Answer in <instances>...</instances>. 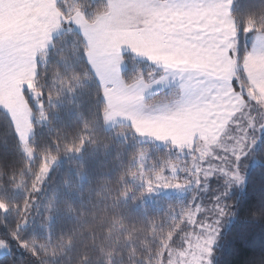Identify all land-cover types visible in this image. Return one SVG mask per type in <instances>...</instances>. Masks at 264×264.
Returning <instances> with one entry per match:
<instances>
[{"label": "trees", "instance_id": "1", "mask_svg": "<svg viewBox=\"0 0 264 264\" xmlns=\"http://www.w3.org/2000/svg\"><path fill=\"white\" fill-rule=\"evenodd\" d=\"M56 6L64 18L61 33L37 54L32 78L39 103L29 87L22 88L33 113L27 141L33 158L26 155L10 115L0 106V240L8 249L0 264H163L168 249L187 243L189 212L199 203L212 207L216 200L227 204L228 214L217 222L212 264H264V128L252 145L244 146L242 187L232 186L222 197L216 190L229 187V182L216 178L222 184L217 189L195 186L181 197L150 193L145 172L189 164L191 156L185 153L192 148L143 141L131 123L105 126L102 86L88 62L82 33L68 19L81 11L93 22L108 10V1L59 0ZM230 13L236 29L234 87L251 93L242 62L256 33L264 30V0H232ZM122 55L125 82L159 75L158 67L130 51ZM251 95L229 122L232 132L242 129L246 114L262 115L264 101ZM176 97L170 87L146 101L174 103ZM142 151L149 152L143 170V163L136 161ZM49 157L57 162L39 183ZM173 179L183 180L181 175ZM209 221L215 224L216 219Z\"/></svg>", "mask_w": 264, "mask_h": 264}, {"label": "rangeland", "instance_id": "2", "mask_svg": "<svg viewBox=\"0 0 264 264\" xmlns=\"http://www.w3.org/2000/svg\"><path fill=\"white\" fill-rule=\"evenodd\" d=\"M177 1L117 0L114 2L112 0L111 3L109 2V12L98 15L93 23H88L81 11L73 13L70 22L75 21L79 25L88 26L85 35L89 45L90 62L103 87V96L107 104L104 113L106 127L120 122L136 121L140 128L151 130L146 133L139 130L138 126L135 127L143 141L153 140L161 144L169 142L175 147L190 149H193L197 142L196 153L192 149L185 153L191 156L188 158L189 164L183 161L170 165L167 171L145 172L144 183L149 187L148 191L152 194L162 193L181 197L188 189L195 186L217 189L222 184L215 182V179L220 178L229 182V187L216 190L223 192L222 197H224L232 186L240 187L244 184L245 177L240 174L243 172L241 164L246 152L244 146L249 143L252 145L257 140L255 134L261 131V127L264 128V117L261 122L260 113H248L243 119L245 123L240 124L241 133L232 132L228 123L230 116L243 104V96L238 92L234 99H228V103H223L221 106L202 104L175 106L174 102L171 111L168 108H160L158 114H155L157 116L155 120L148 124L146 118L151 119V114L137 110V103L142 98H128L131 92L135 91L136 84L133 83L142 84L144 91L153 88L151 94L166 87L176 86L175 40L178 16L175 5ZM172 3L174 9L161 7V4L169 6ZM124 51H130L138 58L161 67L159 75L150 81L139 78L125 82L121 74L127 64L122 55ZM101 54L103 55L100 56ZM213 74L203 72L205 77ZM8 79L12 80V76H8ZM27 87L30 95L36 103H39L40 95L32 80L27 82ZM10 93L11 90L7 89V94ZM251 97L255 99L252 95ZM238 100H241V104ZM31 115L33 116V113ZM28 139L20 138V141L26 155L33 158L34 153L27 143ZM221 153L223 155H220ZM148 155L149 152L142 151L136 158V161L143 163L140 166L141 170L148 167L145 161ZM56 162V158L45 159L38 176L39 183L45 180ZM231 162H235V165H231ZM180 175L183 180L173 179ZM216 201L217 204L212 207L199 203L189 212L187 221L191 229L187 243L183 248L168 249V259L163 264H212L211 250L219 232L217 222L228 214L227 204L224 201ZM212 219H216L215 224L209 221Z\"/></svg>", "mask_w": 264, "mask_h": 264}, {"label": "crops", "instance_id": "3", "mask_svg": "<svg viewBox=\"0 0 264 264\" xmlns=\"http://www.w3.org/2000/svg\"><path fill=\"white\" fill-rule=\"evenodd\" d=\"M58 1L0 0V105L10 115L19 139L27 140L32 135V112L23 96L22 88L27 86V82L36 74L37 54L49 49L53 39L62 30L64 18L56 6ZM107 1L108 10L104 14L109 12V2L111 3L112 0ZM231 4L232 0H178L176 2L177 81L176 86H171L176 90L175 106L177 104L221 106L223 103L227 104L228 99H234L239 92L243 96V104L239 110L232 113L229 122L244 107L250 94L256 100L264 101V30L256 33L252 47L242 62V69L253 91L249 93L242 87L239 89L234 87V82L238 79L235 54L236 29L230 13ZM161 7L174 9V3L169 6L161 4ZM70 21L69 18L70 26L80 31L86 41L87 59L94 70L90 62L89 45L85 35L88 26ZM147 63L156 66L149 61ZM156 67L161 69L159 66ZM203 72L214 74L205 77ZM5 75L12 76V80ZM98 81L100 82L99 79ZM133 84H136L135 91H132L128 98H142L137 103V110L151 114V119L146 118L148 124L155 120L157 117L155 114H158L160 108H168L169 111L174 108V104L170 102L146 101L154 89L148 88L144 91L142 84L138 82ZM7 89L11 90L10 95L7 94ZM238 102L241 104V100ZM261 111L262 122L264 110ZM131 124L134 128L138 126L136 121H132ZM138 128L146 133L151 132L150 129H142L139 126ZM239 130L241 128L234 132ZM7 252V247L0 241V256Z\"/></svg>", "mask_w": 264, "mask_h": 264}, {"label": "snow or ice", "instance_id": "4", "mask_svg": "<svg viewBox=\"0 0 264 264\" xmlns=\"http://www.w3.org/2000/svg\"><path fill=\"white\" fill-rule=\"evenodd\" d=\"M246 30H248V29H246Z\"/></svg>", "mask_w": 264, "mask_h": 264}]
</instances>
